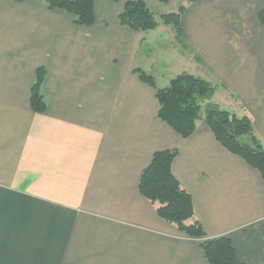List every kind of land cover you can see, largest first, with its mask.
I'll return each mask as SVG.
<instances>
[{
  "label": "crops",
  "instance_id": "obj_1",
  "mask_svg": "<svg viewBox=\"0 0 264 264\" xmlns=\"http://www.w3.org/2000/svg\"><path fill=\"white\" fill-rule=\"evenodd\" d=\"M130 1L157 18L185 6L181 42L163 24L121 26ZM263 11L264 0H96L95 23L83 27L41 0H0V264H209L203 240L160 218L140 191L153 156L172 150L205 240L227 238L241 263L264 264L261 173L217 141L205 104L187 139L159 121L156 90L134 74L157 89L187 72L213 84L207 102L250 118L264 148ZM40 67L44 114L30 104Z\"/></svg>",
  "mask_w": 264,
  "mask_h": 264
},
{
  "label": "trees",
  "instance_id": "obj_2",
  "mask_svg": "<svg viewBox=\"0 0 264 264\" xmlns=\"http://www.w3.org/2000/svg\"><path fill=\"white\" fill-rule=\"evenodd\" d=\"M23 3L26 0H12ZM48 10H59L73 16L77 26L91 27L95 23L94 6L96 0H41ZM119 2L120 0H109ZM163 5L172 0H157ZM196 0H189L192 4ZM180 6L177 12L165 14L160 18L143 1L127 2L120 15L121 26L135 32H150L160 24L170 26L181 42V18L186 11ZM264 24V11L261 13ZM47 71L40 67L36 71V80L31 89L30 104L33 112H47V102L43 93V84ZM139 79L156 90L159 103L157 118L172 128L184 139L191 137L201 120L203 104L211 101L217 92L213 84L183 73L174 78L165 89H157L154 77L141 69H135ZM204 120L215 135L217 141L230 153L243 158L251 167L257 169L264 179V148L254 135L250 118L237 115L210 104L204 111ZM176 150L157 152L151 164L144 170L140 191L143 197L157 207L160 218L175 225L178 230L192 239L203 240L202 247L209 264H243L237 257L232 242L227 238L205 240L206 234L196 219L193 200L183 190L173 173V163L177 158Z\"/></svg>",
  "mask_w": 264,
  "mask_h": 264
},
{
  "label": "rangeland",
  "instance_id": "obj_3",
  "mask_svg": "<svg viewBox=\"0 0 264 264\" xmlns=\"http://www.w3.org/2000/svg\"><path fill=\"white\" fill-rule=\"evenodd\" d=\"M168 53V52H167ZM164 56H162V58H158V60H155V62L152 64V68L154 69V71L156 72V73H159L158 71H161L162 70V68H164V66H165V64L168 62V60L169 59H167L166 58V56H165V54H163ZM160 67H162V68H160ZM184 68V66L181 68V69H179V71H181V72H184V71H188L187 69H183ZM37 71V70H36ZM188 73V72H187ZM158 79V83H160V81H161V79L160 78H157ZM35 80H36V77H35ZM205 105V109L207 108V106H209L210 104L208 103V102H205L204 103ZM203 113V112H202Z\"/></svg>",
  "mask_w": 264,
  "mask_h": 264
}]
</instances>
